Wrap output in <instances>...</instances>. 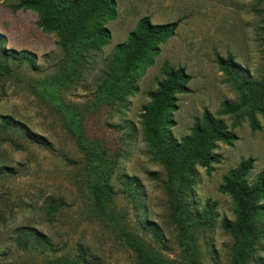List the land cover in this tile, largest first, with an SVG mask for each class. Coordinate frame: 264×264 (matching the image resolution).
Segmentation results:
<instances>
[{
    "label": "rangeland",
    "instance_id": "rangeland-1",
    "mask_svg": "<svg viewBox=\"0 0 264 264\" xmlns=\"http://www.w3.org/2000/svg\"><path fill=\"white\" fill-rule=\"evenodd\" d=\"M19 1L7 0L0 7V116L20 120L43 143L21 131L0 130V264H139L136 252L94 208L84 144L104 150L113 169L111 210L149 248L169 264H230L234 239L222 221L236 215L232 197L219 187L243 160L254 159L251 182L264 171V112L255 115L260 130L251 129L245 114L235 143L218 144L221 161L212 164L210 173L197 167L196 184L185 202H192L189 210L196 214L210 200L217 218L210 226L193 223L185 238L183 220L163 184L166 170L144 139L141 113L150 102L145 91L157 89L166 64L191 75L190 91L177 95L172 128L177 139L191 133L195 118L206 109L217 114L227 101L241 104L240 91L219 69L216 57L232 55L250 79L264 80V3L116 0L118 15L108 24L110 42L86 61L75 62L54 33L37 26L38 13L9 7ZM144 16L154 23L181 22L161 45L154 65L138 78L139 92L123 102L100 99L96 91L116 45L127 40ZM12 49L35 53V67L6 58ZM223 118L229 125L236 121L235 115ZM132 177L139 187L130 193L126 187ZM27 237H39L53 249H23L18 241ZM248 264H264V241Z\"/></svg>",
    "mask_w": 264,
    "mask_h": 264
},
{
    "label": "trees",
    "instance_id": "trees-1",
    "mask_svg": "<svg viewBox=\"0 0 264 264\" xmlns=\"http://www.w3.org/2000/svg\"><path fill=\"white\" fill-rule=\"evenodd\" d=\"M264 0H256V5ZM13 11L31 10L39 14L37 26L45 33H54L67 57L83 62L92 57V52L106 46L112 33L109 22L117 18L116 0H20L10 4ZM181 19L171 23H154L150 16L142 17L136 28L126 41L116 45L103 79L97 88V95L107 102H123L130 95L139 92L138 78L154 65L161 45L173 37ZM6 58L19 59L35 67L37 55L30 50L12 49ZM216 62L233 86L240 91L243 102L223 103L217 114L206 109L201 116L195 118L191 133L177 139L172 128L176 122L174 112L177 110L179 94L190 91L191 75L185 68H175L166 64L163 70L165 78L158 83L157 89H149L145 94L150 102L143 106L141 118L143 135L152 151L166 170L163 181L174 210L183 220L182 230L188 231L193 223L203 226L212 225L216 218V204L210 200L202 211L190 209L192 202L185 200L190 196L191 188L196 184L197 167H204L210 173L212 164L221 161V155L215 152L219 143L233 145L238 139L236 129L246 114L253 131L261 129L256 118L257 112H264V80L249 78L248 73L235 61L232 55L227 58L217 54ZM3 70H9L4 66ZM71 69L67 70V76ZM235 115L236 121L231 125L223 116ZM0 130H17L29 139L38 143L41 136L33 133L20 120L11 115L0 116ZM84 170L88 175V193L100 219L111 226L136 252L139 264H169L163 257L149 248L145 241L118 222L111 210L115 188L111 184L113 169L109 166L104 150L95 145L84 144ZM254 169V159L243 160L236 168L224 176L219 191L228 194L234 201L235 220L225 217L223 228L234 239L233 255L230 264H248L264 241V171L256 179L250 181V173ZM136 177L127 181L126 190L133 193L139 184ZM55 210L54 204L49 211ZM184 245H190L183 239ZM23 249H53V245L39 237H27L19 240ZM81 257L85 253L81 251Z\"/></svg>",
    "mask_w": 264,
    "mask_h": 264
},
{
    "label": "crops",
    "instance_id": "crops-1",
    "mask_svg": "<svg viewBox=\"0 0 264 264\" xmlns=\"http://www.w3.org/2000/svg\"><path fill=\"white\" fill-rule=\"evenodd\" d=\"M7 2V0H0V7L4 5Z\"/></svg>",
    "mask_w": 264,
    "mask_h": 264
}]
</instances>
